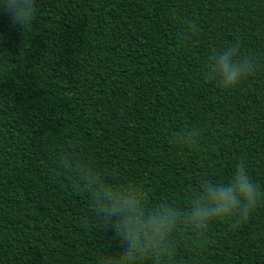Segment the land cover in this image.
I'll return each mask as SVG.
<instances>
[{
    "label": "trees",
    "instance_id": "obj_1",
    "mask_svg": "<svg viewBox=\"0 0 264 264\" xmlns=\"http://www.w3.org/2000/svg\"><path fill=\"white\" fill-rule=\"evenodd\" d=\"M25 34L0 13V264H98L114 245L56 164L70 153L149 204L183 210L238 163L264 195V0H35ZM255 70L231 91L212 50ZM199 129L192 144L177 133ZM172 264H264V199L247 220L178 228Z\"/></svg>",
    "mask_w": 264,
    "mask_h": 264
},
{
    "label": "clouds",
    "instance_id": "obj_2",
    "mask_svg": "<svg viewBox=\"0 0 264 264\" xmlns=\"http://www.w3.org/2000/svg\"><path fill=\"white\" fill-rule=\"evenodd\" d=\"M0 13L6 14L22 34L30 29L36 16L35 0H0ZM255 70L253 58L242 55L237 46L212 50L205 77L221 89L234 90ZM199 129L177 133L181 144H192ZM56 164L66 170L76 187L89 199V209L114 251L98 264H172L175 254L173 234L185 229L195 245L210 224L235 215L244 221L264 199L243 164L234 166L224 179L205 178L198 190L186 195L183 210L173 204H149L131 186L114 182V174L64 153Z\"/></svg>",
    "mask_w": 264,
    "mask_h": 264
}]
</instances>
